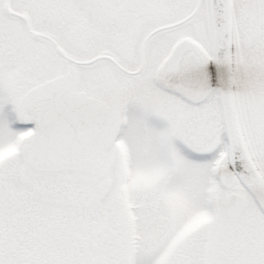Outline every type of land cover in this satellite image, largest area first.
Segmentation results:
<instances>
[{"label": "snow or ice", "instance_id": "1", "mask_svg": "<svg viewBox=\"0 0 264 264\" xmlns=\"http://www.w3.org/2000/svg\"><path fill=\"white\" fill-rule=\"evenodd\" d=\"M0 264H264V0H0Z\"/></svg>", "mask_w": 264, "mask_h": 264}]
</instances>
